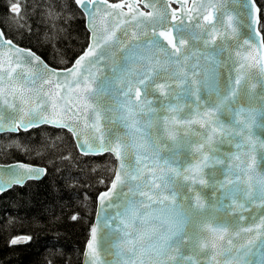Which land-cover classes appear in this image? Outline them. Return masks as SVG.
<instances>
[{
    "label": "snow or ice",
    "instance_id": "snow-or-ice-1",
    "mask_svg": "<svg viewBox=\"0 0 264 264\" xmlns=\"http://www.w3.org/2000/svg\"><path fill=\"white\" fill-rule=\"evenodd\" d=\"M259 3L74 0L79 11L65 7L85 43L63 69L0 28V133L65 129L82 155L118 162L98 193L85 264H264ZM10 11L19 16L18 0ZM46 175L0 165V194ZM101 237L114 259H102Z\"/></svg>",
    "mask_w": 264,
    "mask_h": 264
},
{
    "label": "trees",
    "instance_id": "trees-1",
    "mask_svg": "<svg viewBox=\"0 0 264 264\" xmlns=\"http://www.w3.org/2000/svg\"><path fill=\"white\" fill-rule=\"evenodd\" d=\"M14 2L17 0H0V28L50 63L55 54L56 66L63 69L64 54L74 57L85 43L83 22L73 19L65 7L79 11L74 1L48 0L47 24L44 0H18L19 16L10 11ZM258 6H264V0ZM17 31L24 33L23 39ZM44 128V132L33 129L31 136L24 132L0 135V164L21 161L47 170L41 181L27 182L24 188L0 196V264H80L96 197L113 176L115 161L110 155L82 156L69 133ZM16 136L24 139H9ZM68 141L72 148L67 147ZM73 151L75 159L70 155ZM73 214L80 219L71 220ZM20 235L33 239L28 244L11 245L10 240Z\"/></svg>",
    "mask_w": 264,
    "mask_h": 264
},
{
    "label": "water",
    "instance_id": "water-1",
    "mask_svg": "<svg viewBox=\"0 0 264 264\" xmlns=\"http://www.w3.org/2000/svg\"><path fill=\"white\" fill-rule=\"evenodd\" d=\"M73 1H74V0H73ZM109 2H110V1H109ZM117 2H119V1H117ZM110 3H116V2H110ZM172 7L175 8L176 5L173 4ZM141 9L144 10V9L142 8V5H141ZM255 55H264V53H256ZM102 67H103V65H102ZM18 71H19V70H18ZM252 71H255V69H253ZM46 127H48V126H46ZM194 127H197V128H198V126H194ZM60 130H64V131H66L65 129H60ZM254 133H255V137L258 138V141H264V130H261V129H255V130H254ZM3 134H18V133H9V132H7V131H5V132H3V133H0V135H3ZM69 134L71 135V133H69ZM73 141H74V140H73ZM166 142H167V143H171L170 141H166ZM74 144H75V141H74ZM76 150H77V152H78L80 155H82V154L79 152L78 149H76ZM104 155H110V156L113 158V160L115 161V168H114V172H113V176H112V179H113V178H114V175H115V170H116V168H117V166H118V162L116 161L115 156L112 155L111 153H105ZM82 156H84V155H82ZM92 157H99V156H92ZM258 160H259V155H258ZM13 163H16V162H13ZM13 163H9V164H13ZM9 164H0V165H9ZM26 164H28V163H26ZM30 165H32V164H30ZM261 169H264V162H262V163L260 164V167L258 168V171H260ZM43 178H44V177H43ZM43 178H41V179H36V180H30V181H27V182H31V181L37 182V181H41ZM112 179H111V180H112ZM110 184H111V182L109 183L108 186H110ZM9 190H11V189H9ZM9 190H7L6 192H8ZM105 190H106V189H105ZM6 192H4V193H6ZM4 193H3V194H4ZM1 195H2V194H0V196H1ZM97 197H98V195H97ZM97 197H96L95 210H94V215H93V218H92V224H91V225H93L94 223L97 222V216H96V213L100 210V203H99V200H98ZM112 211H113L112 209H108L107 212L105 213V215H108V214L112 213ZM243 214H244V215H248L249 213L245 212V213H243ZM90 238H91V237H90V231H89V237H88L87 241H88ZM87 241H86V244H87ZM86 244H85V247H84V250H83V253H82V257H81V262H80V264H85V261H86V257H85ZM105 247H106V244H104L103 237H101V239H100V243H99V245H98V251L101 252V254H102V259H107V260H112V259H114L113 256H109V255H107L106 253H104V248H105ZM253 259L255 260V257H253Z\"/></svg>",
    "mask_w": 264,
    "mask_h": 264
},
{
    "label": "rangeland",
    "instance_id": "rangeland-1",
    "mask_svg": "<svg viewBox=\"0 0 264 264\" xmlns=\"http://www.w3.org/2000/svg\"><path fill=\"white\" fill-rule=\"evenodd\" d=\"M42 2H43V1H42ZM48 3H49L48 0H44V6L46 7L45 9H46L47 11H46V15H45L43 18H44L46 24H47V22H48V18H49V17H48V14H50V9H49V8H51V7H48V6H50Z\"/></svg>",
    "mask_w": 264,
    "mask_h": 264
}]
</instances>
